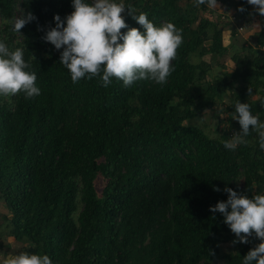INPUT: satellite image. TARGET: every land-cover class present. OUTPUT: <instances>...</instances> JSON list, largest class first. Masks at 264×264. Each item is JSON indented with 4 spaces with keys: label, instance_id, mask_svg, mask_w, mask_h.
Segmentation results:
<instances>
[{
    "label": "trees",
    "instance_id": "trees-1",
    "mask_svg": "<svg viewBox=\"0 0 264 264\" xmlns=\"http://www.w3.org/2000/svg\"><path fill=\"white\" fill-rule=\"evenodd\" d=\"M114 2L145 13L157 27L171 22L182 29L167 83H73L60 64L63 49L43 39L57 14L65 19L74 11L73 0H0V41L23 50L41 89L31 99L23 92L0 97V201L9 214L0 249L9 237L23 245L21 253L48 255L53 264H215L228 243L224 264H243L261 241L253 236L233 245L237 237L224 217L209 209L227 201L225 187L264 195L257 133L235 150L223 144L241 131L233 120L237 100L264 121V31L255 47L231 55L232 72L213 76L209 65L192 61L229 54L213 9L195 0ZM241 6L247 23V0ZM24 12L36 19L15 33L7 21ZM122 15L129 28L144 31L128 9ZM227 95L218 137L185 124Z\"/></svg>",
    "mask_w": 264,
    "mask_h": 264
},
{
    "label": "clouds",
    "instance_id": "clouds-1",
    "mask_svg": "<svg viewBox=\"0 0 264 264\" xmlns=\"http://www.w3.org/2000/svg\"><path fill=\"white\" fill-rule=\"evenodd\" d=\"M247 3L254 6L255 13L264 17V0H247ZM205 4L211 9L220 7L218 0H195L196 7ZM72 7L74 11L65 19L58 14L54 17L56 26L50 27L43 39L56 50L63 49L60 64L69 70L73 83L82 78L92 80L97 77L103 87H108L112 78L123 81L126 88L141 80L167 83L175 71L172 61L183 42L182 29H177L171 22L157 27L145 13L136 15L131 6L125 7L114 0H92L91 3L73 0ZM125 9L142 26L143 32L129 28L122 15ZM237 10L246 11L242 6ZM35 19L31 12H24L7 23L12 25L13 32L21 34L20 30ZM125 28L128 31L122 33ZM31 67L21 48L11 50L0 41V97L7 98L21 92L26 99L39 96L41 89L36 86L37 75L30 71ZM248 93L249 96L252 94L250 87ZM250 107L248 103L236 101L233 120L239 122L241 131L223 142L226 149L235 150L239 144L247 143L245 137L256 132L259 147L264 150V121L254 116ZM214 191L221 190L214 188ZM224 191L228 193L227 201H219L209 210L222 214L223 222L237 237L232 241L233 245L248 244L253 236L261 241L244 256L243 264H264V195L249 198L230 187H225ZM4 264H53V261L48 255L22 252L6 259Z\"/></svg>",
    "mask_w": 264,
    "mask_h": 264
},
{
    "label": "rangeland",
    "instance_id": "rangeland-1",
    "mask_svg": "<svg viewBox=\"0 0 264 264\" xmlns=\"http://www.w3.org/2000/svg\"><path fill=\"white\" fill-rule=\"evenodd\" d=\"M92 2V0H90ZM215 12L214 19L215 21L218 20L219 25L223 28V36H224V42L226 46L230 47L229 54L224 56L223 58H218L216 56L207 55L204 57H198L193 56L192 61L199 64H204L210 66L209 73L213 76H218L223 73V71H229L232 72L236 65L231 60V55L236 53H245L244 50L241 49V46L246 43L249 37L247 34H249L247 31H239L235 26H233L234 22V10L225 12V9L220 5V7H217L213 9ZM237 26V25H236ZM234 29L235 32H237L239 35L234 36L232 38V29ZM239 28V27H238ZM0 29H2V24L0 20ZM264 31L263 29H261ZM261 31V32H262ZM247 33V34H246ZM246 34V35H245ZM247 36V37H245ZM250 40V39H249ZM256 44V39L254 41ZM254 43L252 42L253 46ZM50 52L45 53L44 55H49ZM230 103V97L229 95L225 96L224 103H218L213 109L206 110L202 115H198L192 119H189L185 122L186 125H195L198 126L204 131L210 135L211 137H218L221 133V129L223 126L222 120L226 118V106ZM221 112L222 117L221 118ZM8 209L5 207V204L0 201V225L4 222L3 217L8 216ZM1 231V228H0ZM3 248L0 249V264H4V261L6 259L12 258L16 255H19L22 251V244L17 243L12 238H6L2 241ZM232 250V246L228 243H225L221 247V253L219 258L214 262L215 264H224L225 259L224 255L229 253Z\"/></svg>",
    "mask_w": 264,
    "mask_h": 264
},
{
    "label": "crops",
    "instance_id": "crops-1",
    "mask_svg": "<svg viewBox=\"0 0 264 264\" xmlns=\"http://www.w3.org/2000/svg\"><path fill=\"white\" fill-rule=\"evenodd\" d=\"M238 2H239V0H221L218 2V4L221 5L225 9V12L231 11L233 9L234 10V12H233L234 13V21H232V22H234L233 26H235L237 29H239L238 27H242L243 31H247L249 33V34L246 33L249 37L247 40H245L247 42L241 46V49L243 50L245 47L253 46L252 42L254 43L255 36H257V34L261 33V31H262L261 29L264 30V17L260 16L258 13H255L254 6L249 4V7H248V10L246 13V17H244L246 19L247 23H245V21L242 22L241 21L242 13L237 11ZM250 13L252 15H250ZM236 16L238 17L237 19H236ZM239 18H240V20H239ZM231 29H232V27H231ZM234 29L235 28H233L232 32H231L232 38H234L235 35L236 36L239 35L237 32L234 31ZM245 37H247V36H245ZM254 45H256V44L254 43ZM263 50H264V47H263Z\"/></svg>",
    "mask_w": 264,
    "mask_h": 264
},
{
    "label": "built area",
    "instance_id": "built-area-1",
    "mask_svg": "<svg viewBox=\"0 0 264 264\" xmlns=\"http://www.w3.org/2000/svg\"><path fill=\"white\" fill-rule=\"evenodd\" d=\"M239 31H242L243 30V28L242 27H239V29H238Z\"/></svg>",
    "mask_w": 264,
    "mask_h": 264
}]
</instances>
